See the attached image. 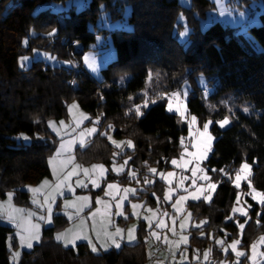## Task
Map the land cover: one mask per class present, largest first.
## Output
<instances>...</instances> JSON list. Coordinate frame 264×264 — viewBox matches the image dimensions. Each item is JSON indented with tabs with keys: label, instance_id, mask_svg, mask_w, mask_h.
Returning <instances> with one entry per match:
<instances>
[{
	"label": "trees",
	"instance_id": "1",
	"mask_svg": "<svg viewBox=\"0 0 264 264\" xmlns=\"http://www.w3.org/2000/svg\"><path fill=\"white\" fill-rule=\"evenodd\" d=\"M65 1L0 0V199L12 191L15 203L27 205L29 194L20 188L50 177L47 159L57 140L47 122L64 118L72 100L92 118L98 117L100 128L111 125L115 139L132 140L134 149L125 152L132 155L131 163L140 166V162H149L160 169L167 168L186 129L178 125L176 115L166 111L164 96L196 74L217 79L212 100L220 93H231L238 103L247 102L254 110L250 116L236 111L225 129L212 124L214 141L205 163L208 172L217 178L220 170L234 172L245 160L252 165L256 187L264 189V0L259 25L247 28L261 47L259 52L230 26L214 22L200 27V20L214 7L210 0H189L187 7L178 0H89L85 8L70 9L67 13L53 12L48 7ZM250 1L235 0L234 4L243 8ZM126 7L130 9L127 22L131 30L111 33L116 57L101 71L104 81L98 83L81 64L83 52L94 41L88 25H94L98 13L104 11L111 19H121ZM180 15L190 29L185 43L173 35L174 30L184 26L178 22ZM77 44L79 53L74 51ZM34 49L50 52L59 60L69 61L71 66L35 61L27 68H18V57ZM120 73L126 77L120 79ZM68 81L74 83L70 85ZM103 83L109 84V88H102ZM200 94L195 90L188 98L190 114L202 121L206 117L218 120L227 114L221 109L210 115ZM146 102L149 106H142L137 112L136 107ZM113 151L105 137L96 135L82 152L83 161L109 165ZM235 191L230 181L222 179L209 204L197 201L187 207L194 219H207L204 228L214 235L221 228L226 229L229 241L238 232L232 221H225ZM252 215L256 222L246 227L241 239L243 247L257 233L264 236V205H255ZM52 220V225L42 230L40 243L21 252L18 264L145 262L143 224L137 229L135 244L95 254L85 243L64 247L54 241V232L63 228L67 220L60 214H54ZM13 232V228L0 223V264H10L9 248L15 246L16 240ZM196 232L191 231L190 251L194 246L201 250L208 244L212 246L208 238L196 237ZM211 255L209 264L222 257L214 245Z\"/></svg>",
	"mask_w": 264,
	"mask_h": 264
},
{
	"label": "rangeland",
	"instance_id": "2",
	"mask_svg": "<svg viewBox=\"0 0 264 264\" xmlns=\"http://www.w3.org/2000/svg\"><path fill=\"white\" fill-rule=\"evenodd\" d=\"M210 1L213 2L214 7L206 12L205 19L200 20V27L202 29L214 22H218L223 26H230L234 28L236 33L246 39L255 51H261V47L246 31L247 27L258 26L260 23L258 15L262 9L261 0H251L243 8L237 7L234 4L235 0H221L220 6H218L217 0ZM88 2L89 0H67L62 4H51L48 7L53 12L67 13L70 9L78 11L85 8ZM178 2L182 6L187 7L190 1L178 0ZM222 11L225 12V15H221ZM129 12V7H126L122 13V18L118 20L111 19L109 13L106 11L100 12L98 13L95 24L88 25V30L94 35V41L89 45V49L83 52L81 64L98 83L104 81L101 71L110 62L115 60L116 57L111 33L116 30H131V26L127 22ZM241 13H243L242 16L240 15ZM178 22L183 25L185 24L183 16L180 15L178 17ZM185 27L187 26L184 25L183 28L173 31L174 37L181 43L188 41L190 30L186 37H181L180 35L181 32H184ZM187 29L189 28L187 27ZM23 57H28L29 59L24 61L22 60ZM35 61H42L49 66H71L69 65L71 64L69 61L59 60L50 52L34 49L30 54L18 57L17 67L20 69L27 68ZM120 74L123 76V73ZM124 77L126 76L120 79H124ZM217 86L218 81L213 75L196 74L192 78L182 80L177 90L166 93L164 96L166 111L176 115L178 125L186 129L185 135L179 141L176 156L168 160V167L165 169H160L156 163L140 162V166H136L133 162L131 163L132 155L129 153L125 154V152H131L134 149L132 140L115 139L112 135L113 129L109 125L100 128L98 117L92 118L83 112L75 100L69 102L64 118L60 120H49L54 122L56 126L55 130L49 127V121L47 122L48 130L57 140L53 153L47 159L50 177L44 178L37 184H25L20 188V190L26 191L29 194V204L27 205L15 203L13 198L14 192L12 191H9L5 198L0 199V205H3V208H0V223L13 228V234L16 238L15 246L9 248L10 264H18L22 251L30 250L34 245L40 243L42 230L52 225V217L54 214H60L67 220V224L63 228L56 230L53 234V240L61 243L64 247H75L79 243H85L90 248L89 250L95 254L106 253L110 250L117 251L123 243L131 245L137 242V229L143 224L145 231L143 237L144 264H183L186 260H188L186 261L187 264H209L212 262L211 253L213 245L219 249L222 256L215 264H264V255H262L264 253V243L260 242V237L263 236L261 233H257L247 247H243L241 242L246 227L249 224L253 226L256 222L252 215L254 206L262 207L264 205L259 203L258 200H254L250 194L252 188L257 192H264V189L260 190L255 185L252 165L242 160L234 172L225 169L223 171L220 170L217 178H213L205 166L212 151L214 141V136L210 131L212 124L216 123L219 129H225L231 124L236 111H240L246 116L254 113V110L249 107L247 102L238 103L231 93H220L212 100L211 96L217 91ZM102 88H109V84L103 83ZM195 90L200 91L201 99L210 115L221 109L226 111L227 114L218 120L206 117L203 121L195 115L190 114L186 102ZM170 103L171 111L169 110ZM73 104L76 107L69 111V107ZM142 106L147 108L149 104L146 102L139 106V109ZM177 107L181 108V112L176 111ZM193 116L196 117V122L191 127L193 135L190 136L189 122ZM84 117H87V119ZM225 119L229 123L221 127L219 122ZM61 121L64 122V126L60 125ZM77 121H81L78 126ZM206 122H211L207 133V135L212 137L210 150L207 152L206 157L197 160L196 157L189 154L197 152V148H193L192 145L203 139L199 136V133L203 132V125ZM92 128H95V132L90 136L87 135L86 129ZM82 132L85 133L84 136L80 135ZM96 135L105 137L113 147L114 151L109 165L100 161L88 163L83 161L82 152L86 150ZM182 139L183 145L181 143ZM82 140L85 142L84 146H81ZM113 141L121 144V148H117ZM128 141L132 142L133 147H128ZM69 142H71L70 150L62 151L59 155H56L61 143L68 144ZM121 149L123 150L121 151ZM114 153H118V155H114ZM182 153L184 154L183 158L181 157ZM77 155H80V157ZM53 157L55 159H52ZM117 158H120V160L117 161ZM174 159L178 161L177 165L172 163ZM50 160H52V163H50ZM188 161L191 162L186 163ZM244 163L249 165V169L241 173V175L247 178L242 179L240 181V187H237L236 173ZM93 165L104 166L105 171L103 177H101L99 169L93 170ZM114 168L122 169V171L118 174L117 171L113 170ZM84 169H88L87 174H85ZM150 169H156V172L153 173ZM192 169H196L195 175ZM200 169H203V171H200ZM69 173L74 174L68 179H65ZM161 173L164 174V178H161ZM168 173H172L173 175L169 176ZM205 175L208 177L207 180L203 178ZM108 176H113L115 179H109ZM222 179L230 181L231 186L236 190L234 199L229 207V214L226 216L225 221H232L237 226L238 232L229 241L227 240V236L230 233L226 229L221 228L219 230L220 233L214 235L212 230L204 228L208 222L207 219H194L192 211L187 207L189 203L197 201H203L205 204H209ZM93 180L99 186H94L92 183ZM44 181H47V184H44ZM61 181H63L62 184ZM78 182H82L87 186H79ZM58 184L60 187H57ZM109 184H114L116 187L109 189ZM211 184H215L216 187L211 188ZM249 184H251V188ZM69 187H71V190H69ZM32 189H37V191L34 192ZM124 189H133L135 191L125 193ZM9 193L12 194L10 201L8 197ZM165 193H169V199L167 200L165 199ZM125 196L127 198L121 200V197ZM193 196L197 198L193 199ZM81 197H87L88 199L86 201L78 199ZM181 197L185 199L177 204V200H180ZM97 199L101 201L100 204H97ZM150 200H153L154 204H151ZM34 201L36 202L34 203ZM66 202L68 206H66ZM117 203L121 205L119 211L122 212V215H116ZM85 204L87 205L86 207H84ZM133 204L139 207L133 209ZM173 205H176V208ZM49 206L52 210L50 222ZM13 208L22 211L12 212ZM81 208L83 210L79 211ZM234 208L237 209L236 212H233ZM10 212L12 219L9 218ZM29 213H33V215L29 217ZM94 213L95 215H93ZM241 213H246V215H242ZM258 214H260V211ZM157 224H161V227H157ZM241 224L245 225L243 229L239 227ZM33 225H38V231L32 229ZM168 227L171 229V241H168L165 235L169 232ZM117 228L121 229L120 236L115 237L120 242L119 248L115 247L105 237V231L115 233ZM26 229H32L39 236L38 240L32 241L31 248L21 243L20 237L21 235H27ZM129 229H134L133 235L135 239L131 241H129ZM193 230H197L196 237L199 239L208 238L212 246L208 244L202 250L194 246L190 251L189 241L191 231ZM62 233H68L69 236L78 233L87 236L88 239L76 240L75 246L72 244L66 245L63 240L57 239V235ZM97 233L100 234L99 239H97ZM152 233H156V236H153ZM182 237H186L187 239L184 240ZM89 239L96 246L97 251H92ZM217 240L224 241L223 246L217 244ZM234 240H240L236 251L245 253V255L236 256L235 251L230 247ZM157 243L161 247L154 251ZM170 243L175 244L176 247H181V252L174 251L172 254H169V247L167 245ZM253 243L257 244L254 259L251 248ZM102 245L105 246L102 247ZM225 249H227V252ZM165 252L166 254L164 255ZM15 253H19V256H14ZM206 253L207 257L205 255ZM160 259L163 260L160 261Z\"/></svg>",
	"mask_w": 264,
	"mask_h": 264
},
{
	"label": "snow or ice",
	"instance_id": "3",
	"mask_svg": "<svg viewBox=\"0 0 264 264\" xmlns=\"http://www.w3.org/2000/svg\"><path fill=\"white\" fill-rule=\"evenodd\" d=\"M217 3H218V6H220V4H221V0H217ZM221 15H225V12L222 11V12H221ZM240 15L242 16L243 13H241ZM54 31H55V30H54ZM188 32H189V29H187V27H185L184 32H181V33H180L181 37H186L187 34H188ZM51 34H52V33H50L49 35H51ZM28 59H29L28 57H23V58H22V60H24V61H27ZM75 107H76L75 104L71 105V106L69 107V111H71V109H72V108H75ZM169 110H170V111L172 110V108H171V103H170V105H169ZM176 111H177V112H181V108H180V107H177V108H176ZM137 112H139V106H137ZM182 114H183V113H182ZM84 118L87 119V117H84ZM80 122H81V121H77V126L79 125ZM195 122H196V117L193 116L192 119H191V121L189 122V128H190L189 135H190V136L193 135V134H192V131H191V127H192L193 124H195ZM210 123H211V122H206V123H204V125H203V132H200V133H199V136L202 137L203 139L200 140V141L197 142V143H193V145H192L193 148H197V152H196V153H190L189 155H192V156L196 157L197 160L206 157L207 152L210 150V144H211L212 137H211L210 135H207V133H208V129H209V124H210ZM219 123H220V126H221V127H224L226 124L229 123V121H228L227 119H225V120H223V121H220ZM60 125H61V126H64V122L61 121V122H60ZM49 127H52L54 130H55V128H56L54 122H52V121H49ZM109 127H111V125H110ZM93 132H95V128H92V129H86V133H87V135H89V136H90ZM80 135H81V136H84L85 133L82 132ZM24 138L27 139V137H24ZM109 139H111V138L109 137ZM70 143H71V142H69L68 144H66V143H61V145H60V149H58L56 155H59L62 151H68V150H70ZM113 143L116 144V147H117V148H121V144L116 143L115 141H113ZM181 143H182V145H183V139H182ZM84 144H85V142L82 140V141H81V146H84ZM127 144H128V147H130V148L133 147V144H132L131 141H128ZM122 150H123V149H121V151H122ZM185 151H187V149H185ZM114 155H118V153H114ZM183 155H184V154L182 153V154H181V157H182V158H183ZM52 159H55V157H53ZM190 162H191V161H188V162H186V163H190ZM50 163H52V160H50ZM125 163H127V161H125ZM172 163H173L174 165H177V164H178V161L174 159V160L172 161ZM92 168H93V170L99 169L100 172H101V177H103V175H104V171H105L103 165H93ZM248 169H249V165H248L247 163H244V164L241 165L240 170L236 173V186H237V187H240V181H241L242 179H246V178H247L246 176H242L241 173L246 172ZM113 170H114V171H117L118 174H119L120 171H122V169H116V168H114ZM84 171H85V174H87L88 169H84ZM150 171H152L153 173H155V172H156V169H150ZM192 171H193V174L195 175V174H196V169H192ZM200 171H203V169H200ZM221 171H223V170H221ZM54 172H55V170H54ZM73 174H74V173H69V174H68V177H65V179H68V178H69L71 175H73ZM168 175L171 176V175H173V174H172V173H168ZM161 178H164V174H163V173H161ZM203 178H204L205 180L208 179V177H207L206 175H205ZM43 183H44V184H47V181H44ZM62 183H63V181H61V184H62ZM92 183H93L94 186H99V185L96 183L95 180H93ZM78 184H79V186H82V187H86V186H87V185L83 184L82 182H78ZM57 187H60V185L58 184ZM108 187H109V189H112V188H115L116 185H114V184H109ZM210 187H211V188H215L216 185H215V184H211ZM249 187H250V188L252 187L251 184H249ZM69 190H71V187H69ZM32 191L35 192V191H37V189H32ZM124 191H125V193H128V192H134L135 190H133V189H124ZM106 194H107V193H106ZM250 194L252 195V198H253L254 200H258L259 203L264 204V192H257L254 188H252V192H251ZM8 197H9V201H10V200L12 199V194L9 193V194H8ZM126 198H127L126 196H125V197H121V200H124V199H126ZM192 198H193V199H196L197 197L193 196ZM78 199H81V200H85V201H86L88 198H87V197H81V198H78ZM165 199H166V200L169 199V193H165ZM183 199H185V198H184V197H181L180 200H177V204H179V203L181 202V200H183ZM35 202H36V201H34V203H35ZM46 202H47V201H46ZM100 203H101V201H100L99 199H97V204H100ZM66 206H68V205H67V202H66ZM86 206H87V205L85 204L84 207H86ZM120 207H121V205H120L119 203H117V205H116V208H117L116 215H122V212L119 211ZM132 207H133V209H136V208L139 207V206L133 204ZM173 207L176 208V205H173ZM0 208H3V205H0ZM82 210H83V208L79 209V211H82ZM18 211H22V210L14 209V208L12 209V212H18ZM48 211H49V222H50L51 211H52L50 206H49V208H48ZM97 211H99V209H97ZM149 211H151V209H149ZM236 211H237V209L234 208V209H233V212H236ZM133 214H135V213H133ZM241 214H242V215H246V213H241ZM28 215H29V217H30L31 215H33V213H29ZM93 215H95V213H94ZM258 215H259V214H258ZM9 218L12 219L11 212L9 213ZM202 223H203V222H202ZM244 226H245V225H243V224L239 225V227H240L241 229H243ZM157 227H161V224H157ZM32 229H36V230L38 231V225H33V226H32ZM32 229H26L27 235H21V237H20V238H21V243H22V245H25V244H26V246H27L28 248H31V247H32V241H33V240H38V239H39V236L36 234V232H33ZM133 231H134V229H129V241L135 239V236L133 235ZM120 234H121V229H119V228L116 229L115 233H108L107 231H105V237H106V239L109 240V241H111V243H112L113 245H115V247H117V248L120 247V242H119L115 237L120 236ZM99 235H100V234L97 233V239H99ZM152 235H153V236H156V233H152ZM57 239H58V240H63V241L65 242L66 245H67V244H72L73 246H75V242H76V240H78V239H88V237L85 236V235L78 234V233H77V234H73V235H71V236H69L68 233H62V234H58V235H57ZM157 239H159V237H157ZM182 239L186 240L187 238H186V237H182ZM165 241L167 242V239H166V238H165ZM260 242H261V243H264V236L260 237ZM216 243L219 244V245H221V246H223L224 241L217 240ZM89 244L92 246V251H93V252L97 251L96 246H95L94 244H92V241H91L90 239H89ZM239 244H240V240H234V241H232V244L230 245V247L232 248V250L235 251L237 257L242 256V255H245V253H242V252L236 251L237 246H238ZM103 246H105V245H102V247H103ZM251 248H252L253 259H254L255 256H256V248H257V244L253 243V244L251 245ZM225 251L227 252V249H225ZM205 255H206V257H207V253H206ZM262 255H264V253H262ZM14 256H19V253H15Z\"/></svg>",
	"mask_w": 264,
	"mask_h": 264
},
{
	"label": "crops",
	"instance_id": "4",
	"mask_svg": "<svg viewBox=\"0 0 264 264\" xmlns=\"http://www.w3.org/2000/svg\"><path fill=\"white\" fill-rule=\"evenodd\" d=\"M247 28H248V27H247ZM247 28H246V31H247ZM189 30H190V29H189ZM121 227H122V226H121ZM168 230H169V232H168L167 234H165V235H166L168 241H171V240H170V239H171V229H170V227H168ZM168 243H169V242H168ZM134 244H135V243H134ZM122 245H127V244L123 243ZM131 245H133V244H131ZM160 247H161V246L159 245V243H157V246H156V248H155L154 251L158 250ZM167 247H169V249H168V253H169V254H172L174 251L181 252V247H176V245L173 244V243H170L169 245H167ZM89 249H90V248H89ZM165 254H166V252L164 253V255H165ZM169 257H170V256H169ZM191 259H192V257H191ZM161 260H163V259H160V261H161ZM183 260H186V259H183ZM157 261H159V260H157ZM186 261H188V260H186ZM186 261H184L183 264H187Z\"/></svg>",
	"mask_w": 264,
	"mask_h": 264
},
{
	"label": "water",
	"instance_id": "5",
	"mask_svg": "<svg viewBox=\"0 0 264 264\" xmlns=\"http://www.w3.org/2000/svg\"><path fill=\"white\" fill-rule=\"evenodd\" d=\"M74 51L79 53L80 52V45L77 44L75 47H74Z\"/></svg>",
	"mask_w": 264,
	"mask_h": 264
},
{
	"label": "built area",
	"instance_id": "6",
	"mask_svg": "<svg viewBox=\"0 0 264 264\" xmlns=\"http://www.w3.org/2000/svg\"><path fill=\"white\" fill-rule=\"evenodd\" d=\"M68 83H69L70 85H72L74 82H73V81H68Z\"/></svg>",
	"mask_w": 264,
	"mask_h": 264
}]
</instances>
